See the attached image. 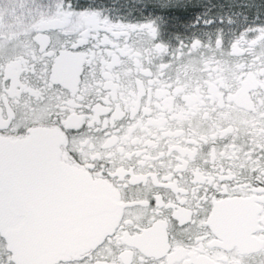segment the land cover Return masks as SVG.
Here are the masks:
<instances>
[{
    "label": "snow or ice",
    "instance_id": "1",
    "mask_svg": "<svg viewBox=\"0 0 264 264\" xmlns=\"http://www.w3.org/2000/svg\"><path fill=\"white\" fill-rule=\"evenodd\" d=\"M17 8L30 22L0 25V116L12 106L26 126L102 133L105 145L119 149L112 174L123 191L157 219L192 226L194 218L173 213L198 200L199 191L178 181L209 155L244 147L237 144L242 93L264 128V0H18ZM193 9L198 14L187 22ZM101 36L110 37L105 70L82 88L79 76ZM123 64L129 67L121 73ZM93 90L101 93L102 110L82 102ZM247 147L264 153V134ZM87 264L174 262L112 233Z\"/></svg>",
    "mask_w": 264,
    "mask_h": 264
},
{
    "label": "flooded vegetation",
    "instance_id": "2",
    "mask_svg": "<svg viewBox=\"0 0 264 264\" xmlns=\"http://www.w3.org/2000/svg\"><path fill=\"white\" fill-rule=\"evenodd\" d=\"M1 2L0 7L6 9L0 10V25L20 27L30 22L19 14L18 3L13 5L10 0L1 5ZM197 14L196 10L191 12L187 22ZM238 19L243 21L242 16ZM252 23L255 21L250 20ZM109 38L101 36V47L96 49L91 65L83 66L79 76L82 88L84 81L94 83L102 77L110 52L104 42ZM127 67L123 64L118 71L124 73ZM68 71L71 73L73 69L69 67ZM68 83L75 87V79ZM249 87H253L251 82ZM255 91L261 89L255 88ZM82 102L99 104V110L105 106L101 93L94 90ZM239 104L242 106L239 119L244 124V131L237 144L244 147L227 154L218 151L214 156L209 155L206 162L200 161L194 172H186L178 181L180 187H196L199 191L198 200L173 213L182 221L194 218L193 225L185 229L177 227L167 215L157 219L143 201L136 199L132 192L123 191L119 177L112 174L114 162L119 163V149L111 144L105 145L100 138L102 133L82 136L75 132L65 133L51 125L26 126L12 106L4 107V114L0 116L1 139L21 142L37 129L52 131L61 137L62 163L91 181L103 184L112 194L116 214L112 231L53 264H87L92 250L112 233L124 242L138 245L150 255L167 257L174 264H264V153L247 147L253 139L264 134V128L260 127L259 115L253 114L254 101L247 93L240 95ZM214 190L221 194L216 196ZM0 264H21L14 259L1 232Z\"/></svg>",
    "mask_w": 264,
    "mask_h": 264
},
{
    "label": "water",
    "instance_id": "3",
    "mask_svg": "<svg viewBox=\"0 0 264 264\" xmlns=\"http://www.w3.org/2000/svg\"><path fill=\"white\" fill-rule=\"evenodd\" d=\"M61 137L0 138V232L21 264H53L112 231V194L64 165Z\"/></svg>",
    "mask_w": 264,
    "mask_h": 264
},
{
    "label": "rangeland",
    "instance_id": "4",
    "mask_svg": "<svg viewBox=\"0 0 264 264\" xmlns=\"http://www.w3.org/2000/svg\"><path fill=\"white\" fill-rule=\"evenodd\" d=\"M248 1H250V0H236V2H238V3H244V2H248ZM10 2V0H2V4L1 5H6V4H8ZM11 2H12V4L14 5V4H17L18 3V0H11ZM121 2H128V3H132L133 2V0H121ZM1 9H6V8H3V7H0V10ZM195 9H193V11H194ZM192 11V12H193ZM5 13H7V11L5 12ZM1 14H4V13H1Z\"/></svg>",
    "mask_w": 264,
    "mask_h": 264
}]
</instances>
